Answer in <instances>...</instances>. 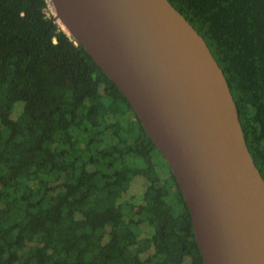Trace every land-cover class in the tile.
<instances>
[{"label":"trees","instance_id":"16d2710c","mask_svg":"<svg viewBox=\"0 0 264 264\" xmlns=\"http://www.w3.org/2000/svg\"><path fill=\"white\" fill-rule=\"evenodd\" d=\"M221 67L264 178V0H168ZM0 0V264H202L131 105L47 13Z\"/></svg>","mask_w":264,"mask_h":264},{"label":"water","instance_id":"95a60500","mask_svg":"<svg viewBox=\"0 0 264 264\" xmlns=\"http://www.w3.org/2000/svg\"><path fill=\"white\" fill-rule=\"evenodd\" d=\"M167 161L202 264H264V178L225 75L168 0H50Z\"/></svg>","mask_w":264,"mask_h":264},{"label":"rangeland","instance_id":"374dc122","mask_svg":"<svg viewBox=\"0 0 264 264\" xmlns=\"http://www.w3.org/2000/svg\"><path fill=\"white\" fill-rule=\"evenodd\" d=\"M47 2H48V5H47V13H51V14L54 15V8L52 6L51 1L50 0H47ZM56 22L62 27L60 21L57 18H56Z\"/></svg>","mask_w":264,"mask_h":264},{"label":"bare ground","instance_id":"6f19581e","mask_svg":"<svg viewBox=\"0 0 264 264\" xmlns=\"http://www.w3.org/2000/svg\"><path fill=\"white\" fill-rule=\"evenodd\" d=\"M62 25V24H61ZM63 27V26H62Z\"/></svg>","mask_w":264,"mask_h":264}]
</instances>
